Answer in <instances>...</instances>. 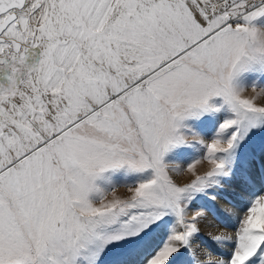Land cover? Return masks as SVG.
Wrapping results in <instances>:
<instances>
[{"label":"snow or ice","instance_id":"snow-or-ice-1","mask_svg":"<svg viewBox=\"0 0 264 264\" xmlns=\"http://www.w3.org/2000/svg\"><path fill=\"white\" fill-rule=\"evenodd\" d=\"M0 264H264V0H0Z\"/></svg>","mask_w":264,"mask_h":264},{"label":"rangeland","instance_id":"rangeland-1","mask_svg":"<svg viewBox=\"0 0 264 264\" xmlns=\"http://www.w3.org/2000/svg\"><path fill=\"white\" fill-rule=\"evenodd\" d=\"M249 94H251V92H249ZM204 166V167H203ZM202 169H206L207 168V166H206V164H204V165H202V166H200ZM203 171V170H202ZM180 180H181V182H184V181H186V180H183V178H180ZM124 191V192H123ZM126 193V189H124V188H119L118 189V194H120V195H123V194H125ZM162 238V237H161Z\"/></svg>","mask_w":264,"mask_h":264},{"label":"bare ground","instance_id":"bare-ground-1","mask_svg":"<svg viewBox=\"0 0 264 264\" xmlns=\"http://www.w3.org/2000/svg\"><path fill=\"white\" fill-rule=\"evenodd\" d=\"M207 166V165H206ZM204 167V166H203ZM200 170L202 171V170H205V168L204 169H202L201 167H200ZM183 178V180H187L189 177H188V175H185L184 177H182ZM180 179V178H179ZM124 192V191H123ZM221 203H223V202H221ZM226 207H231V206H229V205H225Z\"/></svg>","mask_w":264,"mask_h":264}]
</instances>
